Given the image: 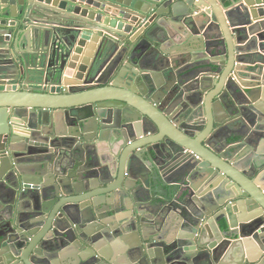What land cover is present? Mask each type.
<instances>
[{"label": "water", "instance_id": "1", "mask_svg": "<svg viewBox=\"0 0 264 264\" xmlns=\"http://www.w3.org/2000/svg\"><path fill=\"white\" fill-rule=\"evenodd\" d=\"M0 264H264V0H0Z\"/></svg>", "mask_w": 264, "mask_h": 264}]
</instances>
